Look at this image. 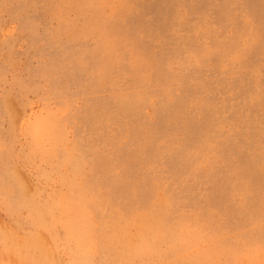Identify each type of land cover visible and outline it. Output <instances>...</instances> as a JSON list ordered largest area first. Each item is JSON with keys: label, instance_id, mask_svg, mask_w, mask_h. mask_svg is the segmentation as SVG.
<instances>
[{"label": "rangeland", "instance_id": "374dc122", "mask_svg": "<svg viewBox=\"0 0 264 264\" xmlns=\"http://www.w3.org/2000/svg\"><path fill=\"white\" fill-rule=\"evenodd\" d=\"M0 264H264V0H0Z\"/></svg>", "mask_w": 264, "mask_h": 264}]
</instances>
